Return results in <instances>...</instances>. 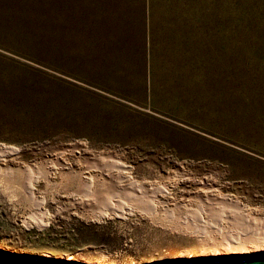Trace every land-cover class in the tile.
Masks as SVG:
<instances>
[{
  "label": "rangeland",
  "instance_id": "obj_1",
  "mask_svg": "<svg viewBox=\"0 0 264 264\" xmlns=\"http://www.w3.org/2000/svg\"><path fill=\"white\" fill-rule=\"evenodd\" d=\"M77 143L127 168L20 166ZM5 146L0 255L199 264L264 219V0H0Z\"/></svg>",
  "mask_w": 264,
  "mask_h": 264
},
{
  "label": "bare ground",
  "instance_id": "obj_2",
  "mask_svg": "<svg viewBox=\"0 0 264 264\" xmlns=\"http://www.w3.org/2000/svg\"><path fill=\"white\" fill-rule=\"evenodd\" d=\"M16 152H17L16 149L11 147H6V146L0 147V155L4 154V156H6L9 154H16ZM68 154L72 156H76L80 168H82V170L87 168H92L93 165L96 166V165L108 164L110 162H112V165L116 166L118 169L127 168L126 165L120 159L115 157L112 153H104V152L94 153L90 151L83 143H77L68 146L66 148L65 147L59 148L57 152L51 158L48 159V161H43L42 159L34 163L22 164L20 166H22L25 170L31 171L32 167H36V166L41 167V165L47 164V166H51L50 169L51 172L62 171L65 169L77 171V170H73V164L69 160ZM43 178H45L47 183H50L51 180L48 176H44ZM220 198H221L220 200H222L223 203L229 202V204L230 203L233 204L234 202H237L236 199L228 198L227 196H222ZM250 216H248L249 217L248 220L252 222L251 225L253 226L252 227L248 226V228L246 227L245 230L243 229V231L249 233L251 229V231L253 232L252 233L250 232V234L255 236L248 235V233H244V232H241L237 236L235 235L231 236L227 233H224L221 230L220 231L222 233V237H221L215 235L214 232L212 231H206L207 237L202 242V245L199 248V252L196 255L194 254L187 255L186 258L192 261H202L199 262V264H254V263L264 264V219L258 220V218H256L255 215L254 217L253 216L250 217ZM221 218L223 217L221 216ZM1 256L11 260L16 259V257L14 256L9 257L4 253L1 254ZM195 256L197 258H195ZM68 261L69 263H72L70 262L71 259H68ZM177 263L196 264L195 262L191 263L187 260Z\"/></svg>",
  "mask_w": 264,
  "mask_h": 264
},
{
  "label": "water",
  "instance_id": "obj_3",
  "mask_svg": "<svg viewBox=\"0 0 264 264\" xmlns=\"http://www.w3.org/2000/svg\"><path fill=\"white\" fill-rule=\"evenodd\" d=\"M0 264H40V263H31V262H24V261H16V260H11V259L2 257L0 255Z\"/></svg>",
  "mask_w": 264,
  "mask_h": 264
}]
</instances>
